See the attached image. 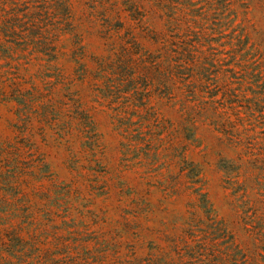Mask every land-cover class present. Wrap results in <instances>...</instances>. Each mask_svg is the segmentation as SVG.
I'll return each mask as SVG.
<instances>
[{
    "label": "rangeland",
    "instance_id": "rangeland-1",
    "mask_svg": "<svg viewBox=\"0 0 264 264\" xmlns=\"http://www.w3.org/2000/svg\"><path fill=\"white\" fill-rule=\"evenodd\" d=\"M264 264V0H0V264Z\"/></svg>",
    "mask_w": 264,
    "mask_h": 264
},
{
    "label": "trees",
    "instance_id": "trees-1",
    "mask_svg": "<svg viewBox=\"0 0 264 264\" xmlns=\"http://www.w3.org/2000/svg\"><path fill=\"white\" fill-rule=\"evenodd\" d=\"M228 260L227 264H238L236 257H234V254H227Z\"/></svg>",
    "mask_w": 264,
    "mask_h": 264
}]
</instances>
